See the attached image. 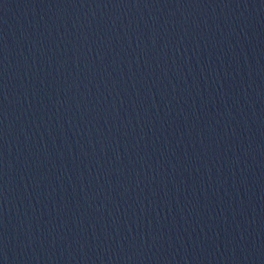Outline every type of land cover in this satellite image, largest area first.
<instances>
[{
    "label": "water",
    "instance_id": "obj_1",
    "mask_svg": "<svg viewBox=\"0 0 264 264\" xmlns=\"http://www.w3.org/2000/svg\"><path fill=\"white\" fill-rule=\"evenodd\" d=\"M261 157L264 0H0V264Z\"/></svg>",
    "mask_w": 264,
    "mask_h": 264
}]
</instances>
